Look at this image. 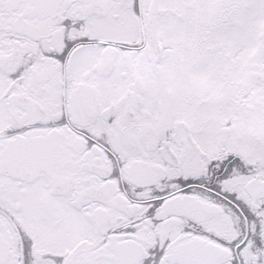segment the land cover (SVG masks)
<instances>
[{
  "label": "snow or ice",
  "instance_id": "6c2138e0",
  "mask_svg": "<svg viewBox=\"0 0 264 264\" xmlns=\"http://www.w3.org/2000/svg\"><path fill=\"white\" fill-rule=\"evenodd\" d=\"M0 264H264V0H0Z\"/></svg>",
  "mask_w": 264,
  "mask_h": 264
}]
</instances>
